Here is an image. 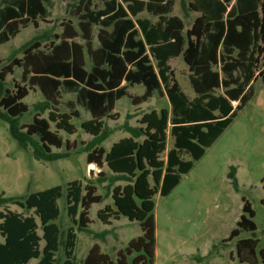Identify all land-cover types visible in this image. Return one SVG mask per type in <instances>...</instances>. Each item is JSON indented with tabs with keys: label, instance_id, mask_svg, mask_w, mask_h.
Masks as SVG:
<instances>
[{
	"label": "trees",
	"instance_id": "obj_1",
	"mask_svg": "<svg viewBox=\"0 0 264 264\" xmlns=\"http://www.w3.org/2000/svg\"><path fill=\"white\" fill-rule=\"evenodd\" d=\"M53 1L1 0L0 47L30 25L46 22ZM95 1L69 0L67 6L71 17L78 20L85 47L75 42L78 36L68 27L65 37L56 36L48 53L40 50V44L30 46L23 60L0 74L1 91L15 67L23 69V78L29 83V89L18 87L15 93L6 91L0 98V120L10 125L11 135L22 149L28 151L31 146L36 160L53 162L69 157L53 149L63 148L62 133L77 135L78 107L89 113L91 119L82 123V129L93 138L84 149L87 163L100 169L107 166L110 174L102 171L96 181L113 188V207L106 206L97 217L105 225L122 217L137 222L142 236L131 241L117 261L95 246L84 264H130L128 259L134 254L131 264H155L154 198L171 195L254 99L257 82L264 83V0H185L186 15L200 14L188 30L185 21L173 15L177 0H98L101 9ZM142 13L152 19L139 18ZM94 27L100 28L98 48L93 44ZM85 54L91 62L89 69ZM180 57L189 69L193 99L170 65ZM136 86L145 88L142 96L130 94ZM34 88L45 98L35 109L49 112L48 118L36 115L32 124L21 127V119L30 111L24 101ZM65 94L76 99L68 102L69 111L61 112ZM156 94L168 98L170 110L145 114L139 127L126 124L130 137L115 143L110 151L102 147L111 136L105 121L119 118L115 113L119 101L127 97L140 106ZM169 131L174 147L163 159ZM67 150L70 152L68 141ZM229 177L238 190L235 169ZM119 182L126 185L115 186ZM64 195L62 187H55L20 199L0 196V206L12 203L23 210H0V236L4 239L0 241V264H57L61 247L65 264H76L75 226L79 232L93 234L91 210L104 197L96 184L70 183L66 210L74 227L64 235L57 224L59 200ZM243 201L244 213L227 242L243 232L253 236L257 232L255 212ZM259 244L255 238L240 239L239 261L264 264V247L258 251Z\"/></svg>",
	"mask_w": 264,
	"mask_h": 264
},
{
	"label": "rangeland",
	"instance_id": "obj_2",
	"mask_svg": "<svg viewBox=\"0 0 264 264\" xmlns=\"http://www.w3.org/2000/svg\"><path fill=\"white\" fill-rule=\"evenodd\" d=\"M1 2V0H0ZM69 0H55L48 7L50 17L46 22H39L38 26L31 25L11 42L0 47V74L14 64L24 59L25 51L30 46L40 44V50L48 53L51 43L56 42V36H66V28L70 27L77 34L75 42L85 47L78 21L72 18L68 9ZM96 6H103L95 1ZM188 3L178 0L174 15L185 19L187 26L197 15L189 13L186 16ZM142 17H148L142 15ZM155 21V20H154ZM99 28H94L96 39ZM95 47L98 46L96 39ZM87 68L91 66L86 55ZM171 66L184 92L193 99L195 93L190 85L189 69L183 58L172 60ZM28 79V78H27ZM18 87L29 89V83L23 78V69L15 67L0 89V98L9 91L15 93ZM133 96H142L143 86L130 90ZM73 94H65L61 100V112L69 111L68 102L75 101ZM45 98L37 88L31 89L24 103L30 111L21 119L20 125H30L36 115L48 118L49 112L40 113L35 106L44 102ZM170 103L166 96L156 94L149 102L134 106L129 98L122 99L116 107L115 113L119 118L106 119V126L111 132L110 138L102 145L107 151L113 144L130 137L126 132V124L139 127L142 117L157 111L170 110ZM81 118L74 121L78 129L75 136L62 133L64 146L54 148L56 153H68L69 157L53 162H41L35 159L33 148L28 151L22 149L13 138L10 125L0 120V196L5 199H20L33 193L42 192L55 187H62L65 195L59 200L61 216L57 221L64 235L68 229L74 227L67 215L66 189L75 181L83 186L89 183L97 185L98 194L104 197L102 204L94 205L90 220L93 234L79 232L76 250V264H84V260L95 247L101 253L117 261L119 254H123L129 243L142 236L140 224L130 222L122 217L119 221L112 220L108 225L103 224L97 217L98 212L106 206L113 207L112 189L109 184H98L96 179L100 172L110 174L107 166L103 169L87 163L85 147L92 141V137L82 129V123L91 119V115L82 107H78ZM55 130V127H52ZM67 141L70 152L67 150ZM142 141V140H140ZM174 147V139L168 135L167 153ZM188 159V158H186ZM236 170L239 189L236 190L230 179L231 170ZM94 170V171H92ZM92 180V181H91ZM264 83L257 82L254 99L239 114L234 123L226 130L220 139L207 150L206 155L195 164L194 169L183 179L180 185L168 197L157 195L154 198L156 209V260L155 264H242L239 261L237 243L240 239L255 238L260 244L258 251L264 247ZM125 186L119 182L115 186ZM248 201L255 212L254 221L257 225L255 236L243 232L239 238L227 242L231 233L238 228L243 215L244 201ZM10 209L22 213L23 210L12 203L1 205L0 210ZM33 214V213H31ZM39 224L40 221L38 220ZM1 223V222H0ZM42 235V230H39ZM0 241L4 239L0 236ZM136 255L129 257L131 264ZM200 259V260H199ZM57 264H65L64 249L61 247L57 256ZM32 261L31 264H37ZM259 264H262L261 262Z\"/></svg>",
	"mask_w": 264,
	"mask_h": 264
},
{
	"label": "crops",
	"instance_id": "obj_3",
	"mask_svg": "<svg viewBox=\"0 0 264 264\" xmlns=\"http://www.w3.org/2000/svg\"><path fill=\"white\" fill-rule=\"evenodd\" d=\"M96 1H98V0H96ZM99 2V1H98ZM100 3V2H99ZM177 3H178V0H177ZM177 3H176V6H177ZM96 5V4H95ZM176 6H175V8H176ZM49 7V6H48ZM103 8V7H102ZM49 11V10H48ZM174 12H175V10H174ZM50 13V12H49ZM190 13H192V14H195V15H197L196 16V18L194 19V21L200 16V14L199 13H194V12H190ZM147 15L148 17H142V15ZM173 15H174V13H173ZM185 15H186V13H185ZM174 16H176V15H174ZM186 16H189V13H188V15H186ZM177 17H179V16H177ZM139 18H149V19H152L147 13H142V14H140L139 15ZM181 18V17H180ZM181 19H183V18H181ZM155 20V21H154ZM184 21H185V19H183ZM78 21V20H77ZM153 21L154 22H156L157 20L156 19H153ZM194 21L190 24V26H187V23H186V21H185V24H186V30H188L189 28H191V26H192V24L194 23ZM40 22H42V21H40ZM31 26V25H30ZM29 26V27H30ZM28 27V28H29ZM36 27V26H35ZM78 27H79V24H78ZM94 28H99V27H94ZM80 29V28H79ZM23 30H25V29H23ZM73 30V29H72ZM99 30H100V28H99ZM74 31V30H73ZM22 32V31H21ZM75 33V32H74ZM98 33H99V31H98ZM76 34V33H75ZM93 35H94V29H93ZM83 37V36H82ZM77 39V38H76ZM96 39H97V41H98V46L97 47H95V45H94V47L95 48H98L99 47V45H100V43H99V40H98V34H97V37H96ZM96 39H95V37H94V41H93V44L95 43V41H96ZM84 40V39H83ZM85 41V40H84ZM77 43V42H76ZM85 43H86V41H85ZM86 55L87 54H85V57H86ZM88 56V55H87ZM184 60V59H183ZM172 62V61H171ZM171 62H170V65H171ZM172 67V66H171ZM90 68V67H89ZM137 87V86H136ZM135 88V87H134ZM131 89H133V88H131ZM130 89V90H131ZM129 90V92H130V94L132 95V93H131V91ZM144 94V93H143ZM133 96V95H132ZM64 97V96H63ZM131 100V99H130ZM132 101V100H131ZM120 102V101H119ZM118 102V103H119ZM117 103V104H118ZM133 103V102H132ZM143 105V104H142ZM141 106V105H140ZM117 107V106H116ZM116 111V110H115ZM114 145V144H113ZM113 145H112V147H113ZM111 147V148H112ZM111 148H110V150H111ZM109 150V151H110ZM200 260V259H199Z\"/></svg>",
	"mask_w": 264,
	"mask_h": 264
},
{
	"label": "water",
	"instance_id": "obj_4",
	"mask_svg": "<svg viewBox=\"0 0 264 264\" xmlns=\"http://www.w3.org/2000/svg\"><path fill=\"white\" fill-rule=\"evenodd\" d=\"M92 171H94V170H92Z\"/></svg>",
	"mask_w": 264,
	"mask_h": 264
}]
</instances>
